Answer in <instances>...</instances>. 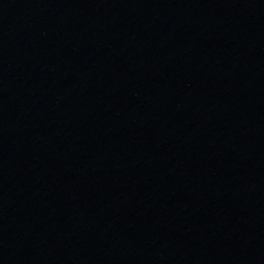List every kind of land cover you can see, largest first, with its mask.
Segmentation results:
<instances>
[{"label": "water", "instance_id": "1", "mask_svg": "<svg viewBox=\"0 0 264 264\" xmlns=\"http://www.w3.org/2000/svg\"><path fill=\"white\" fill-rule=\"evenodd\" d=\"M0 264H264V0H0Z\"/></svg>", "mask_w": 264, "mask_h": 264}]
</instances>
